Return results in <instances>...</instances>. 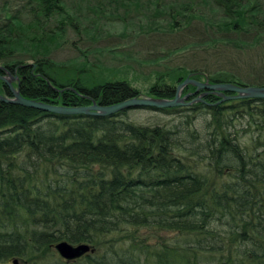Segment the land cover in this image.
Wrapping results in <instances>:
<instances>
[{"label":"trees","instance_id":"1","mask_svg":"<svg viewBox=\"0 0 264 264\" xmlns=\"http://www.w3.org/2000/svg\"><path fill=\"white\" fill-rule=\"evenodd\" d=\"M195 22L206 39L142 59L94 45L113 31L134 41ZM227 35L264 36V0H0V66L22 96L58 105L140 96L131 64L161 67L144 78L152 97L172 98L190 73L242 85L201 63L166 64ZM68 49L75 56L55 58ZM106 52L122 64L107 65ZM220 98L150 108L176 115L170 126L0 101V263L68 264L54 248L64 240L94 248L78 264H264V99Z\"/></svg>","mask_w":264,"mask_h":264},{"label":"rangeland","instance_id":"2","mask_svg":"<svg viewBox=\"0 0 264 264\" xmlns=\"http://www.w3.org/2000/svg\"><path fill=\"white\" fill-rule=\"evenodd\" d=\"M16 3H22V0H12L13 5H15ZM135 29L136 31H138V28L135 27ZM140 29L143 28L139 27V30ZM133 30L134 29H128V35H130L129 33ZM113 32L114 33H110V35L103 34L102 36H100L95 41L96 44L94 45L99 47V50L101 51L104 50V47L110 46L117 51L118 55H123L124 57L135 56L138 59H142L145 56H153L159 52L164 53L167 47L178 48L177 46H181L184 43L202 41L207 38L204 34V29L201 28V25L198 22H195L191 26L183 28L176 33L160 34L157 32H153L147 35L142 34L141 32L134 36L136 37L134 41L131 40L132 38L128 37L123 40V38H120L116 34L117 31ZM69 39L75 40V38L71 34L69 35ZM130 40L131 44H129L128 42ZM87 43L89 42H86V44ZM203 47L205 48L204 45H198L194 47L193 50L196 53H194L193 50L178 51L174 55V57H171L166 62V64L171 66L180 64L188 67L201 63L199 65H203L205 69H221L223 70V72L234 74L235 76H238V79L242 83L247 85L249 82L264 81V36L251 38L250 35H227L224 39L216 41L209 48L204 49ZM75 54V51H71L70 49H68L55 54V58L64 59L68 56L73 57L75 56ZM101 58L104 62H106L107 65L112 64L119 66L122 64V62L118 60H113L111 55L107 52L102 54ZM131 67V71H133L132 75L136 76L134 85H136V87L140 88L141 90L140 96H147L146 94H144L145 88L146 85L152 81V76L148 79L144 78L148 77L150 73L161 67H159L158 63H152L151 65L145 64L140 67L131 64ZM100 68L102 69V67ZM14 86L16 85L14 84ZM118 118L131 121L135 124L148 126H153L156 124L170 126L177 120L176 115L162 113L159 110L150 108L126 109L121 114H118ZM152 230L142 228L139 232V235L142 237L147 236L148 238L152 239V236H148L149 234H151L150 232ZM160 234L162 237L173 235L172 232H162ZM77 261L82 262L84 260L81 259ZM7 263L10 264V262ZM68 264L78 263H76V260H71L70 262H68Z\"/></svg>","mask_w":264,"mask_h":264},{"label":"water","instance_id":"3","mask_svg":"<svg viewBox=\"0 0 264 264\" xmlns=\"http://www.w3.org/2000/svg\"><path fill=\"white\" fill-rule=\"evenodd\" d=\"M0 70L6 72V75L0 73V80L9 88V94L0 93V101L4 103L19 104L46 112L58 113L63 115L83 114L88 116H107L118 111L130 108H168L176 106H188L198 101H203L202 96L213 93L220 98V101L239 98H262L264 99V85H247L235 84L231 82H209L207 79H195L190 77V73L183 81L175 88L172 98H161L152 96H132L112 104H101L99 101L91 98V103L88 105L66 106L47 103L44 101L27 98L20 94L19 88L13 85V82L18 79L17 75H12L4 66H0ZM191 84L195 89L191 92L182 93L185 86ZM59 92H62L69 87H53ZM223 92L232 94L226 95ZM198 94V95H196ZM196 95V96H195ZM193 96V97H192ZM54 248L58 254L66 260H74L86 252H93L94 248L88 243L72 244L61 240L54 244ZM8 264V263H0ZM10 264H21L17 258H13Z\"/></svg>","mask_w":264,"mask_h":264},{"label":"flooded vegetation","instance_id":"4","mask_svg":"<svg viewBox=\"0 0 264 264\" xmlns=\"http://www.w3.org/2000/svg\"><path fill=\"white\" fill-rule=\"evenodd\" d=\"M13 70H14V69H13ZM14 72H15V71H14ZM10 73H11V72H10ZM2 75H6V72H3ZM0 81H1V80H0ZM16 81H17V80H15L14 82H16ZM1 82L3 83V81H1ZM14 82H13V83H14ZM3 85H5V84L3 83ZM13 85H14V84H13ZM5 86L8 88L7 85H5ZM16 86H17V85H16ZM8 90H9V88H8ZM4 94H6V92H5Z\"/></svg>","mask_w":264,"mask_h":264},{"label":"bare ground","instance_id":"5","mask_svg":"<svg viewBox=\"0 0 264 264\" xmlns=\"http://www.w3.org/2000/svg\"><path fill=\"white\" fill-rule=\"evenodd\" d=\"M13 84H15V83H13ZM17 84V83H16ZM18 86V85H17ZM190 91H191V89H190ZM193 97V96H192Z\"/></svg>","mask_w":264,"mask_h":264}]
</instances>
